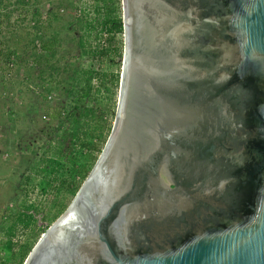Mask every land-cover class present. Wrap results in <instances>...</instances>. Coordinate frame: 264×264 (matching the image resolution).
Segmentation results:
<instances>
[{"label":"water","instance_id":"95a60500","mask_svg":"<svg viewBox=\"0 0 264 264\" xmlns=\"http://www.w3.org/2000/svg\"><path fill=\"white\" fill-rule=\"evenodd\" d=\"M109 139L25 264H264V0H123Z\"/></svg>","mask_w":264,"mask_h":264},{"label":"rangeland","instance_id":"374dc122","mask_svg":"<svg viewBox=\"0 0 264 264\" xmlns=\"http://www.w3.org/2000/svg\"><path fill=\"white\" fill-rule=\"evenodd\" d=\"M75 2L79 11L85 9V15L92 19H99V21H102L108 4V0H75ZM47 8L44 13L47 12ZM120 13L124 17L123 0ZM32 19V16L25 17L16 13L11 23L27 25L33 23ZM69 23L67 24L68 30H65L62 35V48L54 59V63H59L62 68L69 64L108 75L103 86L100 79L94 81L92 92L84 96L80 104H75V99L68 97L64 92V87L69 88L71 83L68 73L64 70L60 71V76L55 73L59 79L55 80V92L50 93L49 89L52 87L50 78L40 80L38 71L28 73L33 66L31 62L29 66L14 62L6 63L5 66L4 56L0 55V67H5V71L0 72V264H11L8 262L9 254L2 248L6 239L1 227L10 225L17 208L27 207L37 213V226L28 229L20 226L13 237L17 239V236L24 233L23 242L19 239L18 242H13L14 248L29 246L32 251L47 230L68 209L54 217L55 200L67 197L65 202L69 206L74 200L64 194L55 198L56 194L53 189L49 194L43 192L39 185L43 179L42 173L35 177L34 182H26V178L41 166L42 159H55L64 164L65 170H68L75 155L80 153L79 143H74L69 139L64 141L75 125L67 123L63 129L59 128L61 118H51L47 107L60 108L62 119L74 105L91 108L96 115L103 116L105 120L109 121L114 117L116 119L125 37L123 35L121 59L115 58L114 55L93 56L90 50L102 51L110 48L114 50L120 45L121 37L116 38V44L113 46L110 44L108 33L101 26L91 33L82 31L78 25L76 12L70 18ZM81 36L85 37V49H82L79 42ZM37 47L40 48L39 45ZM39 52L32 51V53ZM112 74L120 75L118 86L113 84ZM58 80L63 84H58ZM6 155H8L7 158ZM66 175L67 173H65V178Z\"/></svg>","mask_w":264,"mask_h":264},{"label":"trees","instance_id":"16d2710c","mask_svg":"<svg viewBox=\"0 0 264 264\" xmlns=\"http://www.w3.org/2000/svg\"><path fill=\"white\" fill-rule=\"evenodd\" d=\"M45 8H47L46 13H44ZM120 8L122 9V0H108L102 21H99V19H92L85 15V9L79 11L75 0H0V55L4 56L5 66L6 63L11 62L29 66V62H31L33 66L28 73L38 71L40 80L50 78L52 85L49 89L50 93L55 92V80L59 79L55 73L60 76V71L64 70L68 73V79L71 82L69 88L68 86L64 87V92L68 97L75 99V104H80L82 98L92 92L94 81L100 79L103 86L108 75L69 64L62 68L59 63H54V59L62 48V35L65 30H68L67 24L76 12L78 25L82 31L91 33L101 26L108 33L110 44L113 46L116 44V38L121 37L120 45L114 50L110 48L102 51L90 50L89 52L93 56L98 54L106 57L114 55L115 58L121 59L124 19ZM16 13L25 17L32 16L33 23L27 25L11 23ZM79 42L82 49H85L84 36L80 37ZM32 51L40 52L32 53ZM4 71L5 67H0V72ZM112 77L113 84L118 86L120 75L112 74ZM58 84L61 85L63 82L58 80ZM70 108L63 119L61 109L58 107H47V112L51 118H61L59 123L61 129L67 123L75 125L73 131L65 137L64 141L69 139L74 143H79L80 153L75 155L68 170H65L64 164L55 159H42L41 166L26 178V182H34L35 177L42 173L43 179L39 185L46 194L52 193L50 192L52 189L55 190V198L61 194L75 198L101 155L111 135L115 120V117L109 121L105 120L103 116L96 115L93 109L85 106L74 105ZM65 173H67L66 178L64 177ZM66 198L55 200L53 204L54 217L62 214L68 208L69 205L65 202ZM37 224L36 211L25 207L17 208L10 225L1 227L6 239L2 248L9 254L8 262L24 264L32 248L23 246L15 249L13 237L20 226L28 229L35 228Z\"/></svg>","mask_w":264,"mask_h":264},{"label":"built area","instance_id":"2783aa9c","mask_svg":"<svg viewBox=\"0 0 264 264\" xmlns=\"http://www.w3.org/2000/svg\"><path fill=\"white\" fill-rule=\"evenodd\" d=\"M51 98V97H50ZM1 138V137H0ZM8 157V155H6V158ZM25 238V234L24 233H21L20 236H17V239H14L13 238V242H18V239L23 242L22 240H24Z\"/></svg>","mask_w":264,"mask_h":264}]
</instances>
